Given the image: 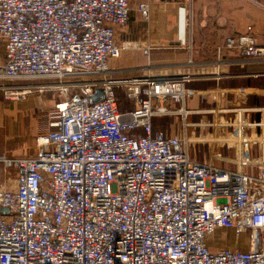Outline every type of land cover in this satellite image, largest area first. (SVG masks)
Masks as SVG:
<instances>
[{
	"label": "built area",
	"instance_id": "2783aa9c",
	"mask_svg": "<svg viewBox=\"0 0 264 264\" xmlns=\"http://www.w3.org/2000/svg\"><path fill=\"white\" fill-rule=\"evenodd\" d=\"M138 9L149 17L147 2ZM128 20V0H0V78L58 81L30 87L58 92L48 128L0 154V208L8 209L0 212V264H264V150L227 171L192 160L186 136L153 132L155 117H185L195 91L185 74L112 77L151 67H110L127 45L115 34ZM250 29L216 48L217 67L264 62ZM226 50L238 57L223 59ZM118 87L133 109L119 110ZM98 89L102 97L91 100ZM221 96H213V124L230 125L244 149L248 141L264 148V108L258 122L236 108L221 123ZM248 126L261 134L247 136ZM246 164L262 170L251 176L241 170ZM227 229L236 244L212 249L208 240ZM242 235L247 250L238 249Z\"/></svg>",
	"mask_w": 264,
	"mask_h": 264
},
{
	"label": "crops",
	"instance_id": "0c3cea01",
	"mask_svg": "<svg viewBox=\"0 0 264 264\" xmlns=\"http://www.w3.org/2000/svg\"><path fill=\"white\" fill-rule=\"evenodd\" d=\"M141 2L148 3L147 19L138 9ZM128 3V23L117 28L115 34L119 43L127 45L118 58L110 59V67L132 69L148 64L164 65L158 75H189L185 85L195 91L185 100V117L178 113L155 117L153 132L186 136L189 139L186 148L192 160L210 162L223 170H237L238 158L261 159L262 144L248 141L244 149L234 138L232 127L224 122L233 120L236 108L244 109V117L249 123L261 120L259 108H264V62H227L217 67L212 60L216 58V48L226 37L246 33L249 26L257 44L264 46V0H128ZM221 56L235 59L238 54L226 50ZM4 60V44L0 39V65ZM136 73L143 75L145 71H125L115 78L127 79ZM218 91L222 94L218 118L224 124L214 125L216 103L213 96ZM28 96L7 98L0 87V154L17 152L48 128L51 99L48 97L43 102L41 96ZM179 106L180 103H176L174 108ZM125 107L123 111L134 107L128 98ZM261 132L259 126H248L244 130L247 136H258ZM213 136L218 141H212ZM241 170L257 176L262 166L246 164L241 165ZM224 231L225 234H234L231 229ZM238 243L239 247L248 249L242 240ZM208 245L212 249L221 246Z\"/></svg>",
	"mask_w": 264,
	"mask_h": 264
},
{
	"label": "rangeland",
	"instance_id": "374dc122",
	"mask_svg": "<svg viewBox=\"0 0 264 264\" xmlns=\"http://www.w3.org/2000/svg\"><path fill=\"white\" fill-rule=\"evenodd\" d=\"M214 60H212V61H214ZM163 67H164V65L151 64L150 68L144 70L145 71L144 74H146L147 71H149L150 72L149 74L158 75V71L162 70L161 68H163ZM133 72H137V71L135 70ZM117 74L118 73L112 74V77H114V78L117 77ZM137 75H140V74L136 73L134 76H137ZM47 83L54 85V84H57L58 81L56 79H33V80H18V81L15 80V81H12V80L0 78V87L3 88L4 91H6L7 89L23 90L25 88H28V89H31V92L27 93L24 97H26L28 95H30V96H28L29 98L33 95L36 97L41 96L43 102H45V100L48 97L52 100H53V98H57L58 92L56 90H49V91L46 90V91L41 93L36 88H30V87H34V86L40 85V84L44 85ZM117 91L119 94V99H121V100H122V98L124 99V96H125L124 90L122 88L118 87ZM31 94H33V95H31ZM7 98L19 99V98H15V96H7ZM51 104H52V102H51ZM235 240H236V237L234 234H230L228 232H227V234H225L224 230H216L214 237L211 238V240H209L208 243L211 245H214L213 247L220 246V245H221L220 248L221 247H233L234 246L233 243ZM239 240L244 241L245 235L240 236ZM245 244H247V243H245ZM238 249L246 250L244 247H239Z\"/></svg>",
	"mask_w": 264,
	"mask_h": 264
},
{
	"label": "water",
	"instance_id": "95a60500",
	"mask_svg": "<svg viewBox=\"0 0 264 264\" xmlns=\"http://www.w3.org/2000/svg\"><path fill=\"white\" fill-rule=\"evenodd\" d=\"M102 97V91L100 89L96 90L95 95L91 97V100H97ZM0 212L5 214L8 212V209L5 207L0 208Z\"/></svg>",
	"mask_w": 264,
	"mask_h": 264
},
{
	"label": "trees",
	"instance_id": "16d2710c",
	"mask_svg": "<svg viewBox=\"0 0 264 264\" xmlns=\"http://www.w3.org/2000/svg\"><path fill=\"white\" fill-rule=\"evenodd\" d=\"M116 98H117V103H118V107H119L120 111H123L125 108H127V107H125V102L127 99L125 96H124V99L123 98H122V100L119 99L118 91H116Z\"/></svg>",
	"mask_w": 264,
	"mask_h": 264
}]
</instances>
